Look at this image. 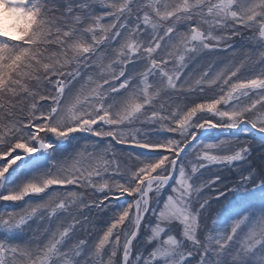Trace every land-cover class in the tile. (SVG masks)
Returning <instances> with one entry per match:
<instances>
[{
    "label": "snow or ice",
    "instance_id": "6c2138e0",
    "mask_svg": "<svg viewBox=\"0 0 264 264\" xmlns=\"http://www.w3.org/2000/svg\"><path fill=\"white\" fill-rule=\"evenodd\" d=\"M236 38L256 61L188 71ZM242 125L264 134V0H0V201L30 197L0 213V264H264V141L255 158L252 140L198 141ZM220 165L234 187L205 175ZM225 190L243 195L216 211Z\"/></svg>",
    "mask_w": 264,
    "mask_h": 264
},
{
    "label": "rangeland",
    "instance_id": "374dc122",
    "mask_svg": "<svg viewBox=\"0 0 264 264\" xmlns=\"http://www.w3.org/2000/svg\"><path fill=\"white\" fill-rule=\"evenodd\" d=\"M145 2H147V0H145ZM170 2H179V0H170ZM93 8L96 12V14H101L104 12V11H109V9H106V8H103L101 7L100 4L98 3H94L93 4ZM110 19L111 18H108V17H105L103 20H102V23H109L110 22ZM245 31V37H250L253 35V32L250 31V30H244ZM88 39L90 40V36L88 37ZM245 54H248L251 56L252 58V61H256L257 58H258V48L257 46L254 44V43H248L247 40H243L241 41L240 38H236V45H235V50L234 51H225L221 54H219L218 56L217 55H213L211 57H205L204 60L200 61V66L197 67L196 64H193L190 66V68L188 69V71H194V78L195 76H198L200 72H202L204 70V68L207 66V61H214L215 64H214V67L212 69V72L213 74L215 73V71L219 70L220 68H223L225 64L231 62V61H236V62H239V60L243 59ZM97 55H99V53H97ZM108 61L105 60L104 63L106 64ZM251 67V65L249 66V68ZM259 67H261V65L257 64L256 65V69L258 70ZM251 72L249 69H245L242 73V75H250ZM77 87H79V85H77ZM213 93L212 92H208L206 91L205 93L201 94V93H196L192 96V99L194 100H197V102H200V98L201 97H204V96H211ZM164 99V98H162ZM161 101H157V106H159V103ZM218 107H221L223 108V105H220ZM244 128H247L246 125H242L240 128H237V129H234L233 132H229L227 131L226 129H223V130H211L209 132H207L205 134V137H203L201 140H198V141H201V142H215L218 138H224V137H228V136H233V137H236L240 140H252L253 141V145H254V158L255 157H258L259 155V152H260V149L262 147L261 145V142L264 141V139H260V138H257L255 137L250 131H247V134L245 135L243 129ZM51 135V134H49ZM84 135L86 134H82V133H77L75 134V136L77 138L79 137H83ZM93 139H99V138H93ZM110 139V138H108ZM65 143H68V142H65ZM80 145L83 146L85 144V141L84 140H80ZM105 143H107V139L105 140ZM114 143V142H113ZM117 147H120V146H117ZM69 151H71V145L69 146ZM89 151H91L92 149L89 148L88 149ZM129 151H135L139 154H144V150H141V149H128ZM19 163V162H18ZM13 167H16L15 165ZM222 170V175L224 177H227V179H230V174L231 172H229V170L227 168H224L223 165H220V166H213L210 170V172H205V175L208 176L211 174V172H218V171H221ZM11 171V169H10ZM234 174H236V172H234ZM32 174L30 173L29 176H31ZM239 180V177H236L235 180H231L230 179V184H228V188H232L234 187V182L238 181ZM55 187V186H53ZM0 191H5L6 192V189L4 190H0ZM168 194V190L165 189L164 192L161 194L162 195V198H166ZM40 196H43V193L39 194ZM206 196L210 197V198H214L216 193L209 190L205 193ZM243 195V192H230V191H227L225 190V195L224 197L221 198L220 202L219 203H213L212 204V208L216 211H218L222 205H228L229 207H232V208H235L236 205L239 204L240 202V198L241 196ZM85 198L87 200H91L93 197H91L90 195H85ZM128 197H121L119 200L117 201H113L112 204L114 207H120L121 205L127 203L128 201ZM30 200V197H25L24 198V201H17V202H11V201H0V213L4 212L5 210H12V211H17V212H20V210L24 207V204L26 202H29ZM31 202L32 203H37L39 202L38 199L33 196L31 197ZM43 211V210H42ZM44 215L46 216V212L44 213ZM111 215V214H109ZM149 215H154L152 213H149ZM107 219L106 217L104 219H99L96 221V224H95V233H94V236L96 234H101L102 233V230L105 228V223H104V220ZM176 226L173 228V230L168 233H161L160 234V237L156 238L154 241H153V245H152V248H149L148 249V252L152 251L153 248L156 246V244H159V243H162V240L163 239H166L167 238V234H172L174 236H176V238L180 239L182 238L180 236V232L182 230L181 226L178 225V222H175ZM209 224H211V220H209ZM153 226H155V220H153ZM219 227H226L227 226V221L226 220H221L220 221V224L218 225ZM48 227V221L47 219H44L42 220L41 219V216L40 215H37L33 218V220H31L29 222V226L25 228V231L24 233H21L19 234V236L17 238L19 239H28L29 237L32 236L33 232H38V233H43L44 229ZM52 227L54 228L55 227V221H53L52 223ZM161 227H165L164 224H161ZM89 228L91 229V225L89 226ZM151 233L149 232V235ZM0 238H3V235L0 234ZM144 240V233L141 232V236H140V239L138 240L139 241H143ZM11 242L13 243H17V242H20L18 240H12ZM140 242V243H141ZM137 244V246H139V244ZM147 252H145V255L147 256ZM160 259V258H158Z\"/></svg>",
    "mask_w": 264,
    "mask_h": 264
},
{
    "label": "water",
    "instance_id": "95a60500",
    "mask_svg": "<svg viewBox=\"0 0 264 264\" xmlns=\"http://www.w3.org/2000/svg\"><path fill=\"white\" fill-rule=\"evenodd\" d=\"M247 126V125H246ZM247 128L249 129V131H251L256 137L258 138H261V139H264V134H261V133H257L254 129H251L247 126ZM229 132H233L234 129H227ZM211 130H207V131H201L199 134H198V140L200 138H202L207 132H209Z\"/></svg>",
    "mask_w": 264,
    "mask_h": 264
},
{
    "label": "trees",
    "instance_id": "16d2710c",
    "mask_svg": "<svg viewBox=\"0 0 264 264\" xmlns=\"http://www.w3.org/2000/svg\"><path fill=\"white\" fill-rule=\"evenodd\" d=\"M236 177H238V175H237V173L236 174H234V172H231V174H230V179L233 181V180H235L236 179ZM230 179H227V180H225V183L226 184H230ZM141 241H137L136 243L138 244V243H140Z\"/></svg>",
    "mask_w": 264,
    "mask_h": 264
}]
</instances>
